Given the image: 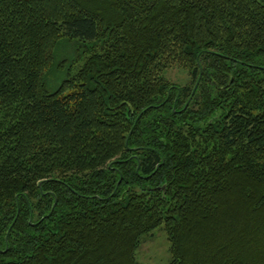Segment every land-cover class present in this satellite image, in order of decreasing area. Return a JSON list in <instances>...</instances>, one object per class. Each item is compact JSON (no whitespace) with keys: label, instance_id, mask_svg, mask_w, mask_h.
Masks as SVG:
<instances>
[{"label":"trees","instance_id":"trees-1","mask_svg":"<svg viewBox=\"0 0 264 264\" xmlns=\"http://www.w3.org/2000/svg\"><path fill=\"white\" fill-rule=\"evenodd\" d=\"M162 226L170 264H264V0H0V264Z\"/></svg>","mask_w":264,"mask_h":264},{"label":"rangeland","instance_id":"rangeland-1","mask_svg":"<svg viewBox=\"0 0 264 264\" xmlns=\"http://www.w3.org/2000/svg\"><path fill=\"white\" fill-rule=\"evenodd\" d=\"M66 42V41H65ZM68 42V41H67ZM77 39L72 43L64 44L60 52H57V62L62 66L67 65L69 58L74 56L76 44L79 43ZM76 57V55L74 56ZM67 61V62H66ZM69 64V63H68ZM66 72L57 70L56 67L52 69V72L47 76L46 82L50 90L56 89L64 79ZM170 80L177 82L178 84H184L190 80L186 70L173 68L168 73ZM142 246L137 251L136 257L138 261L145 264H170L172 261L171 244L168 239V233L165 232L164 227L157 228L152 234L145 236L142 241Z\"/></svg>","mask_w":264,"mask_h":264}]
</instances>
